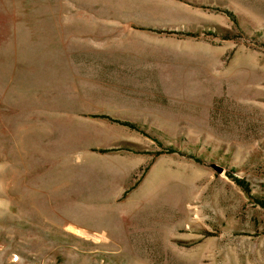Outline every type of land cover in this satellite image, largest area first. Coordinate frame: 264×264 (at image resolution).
I'll return each mask as SVG.
<instances>
[{"label":"rangeland","instance_id":"374dc122","mask_svg":"<svg viewBox=\"0 0 264 264\" xmlns=\"http://www.w3.org/2000/svg\"><path fill=\"white\" fill-rule=\"evenodd\" d=\"M0 264H264V0H0Z\"/></svg>","mask_w":264,"mask_h":264}]
</instances>
